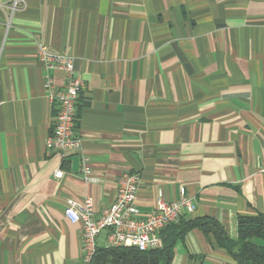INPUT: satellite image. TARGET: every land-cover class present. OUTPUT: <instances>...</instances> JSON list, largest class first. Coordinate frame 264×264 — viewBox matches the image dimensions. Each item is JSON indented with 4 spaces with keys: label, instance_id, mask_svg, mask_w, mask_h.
Segmentation results:
<instances>
[{
    "label": "crops",
    "instance_id": "1",
    "mask_svg": "<svg viewBox=\"0 0 264 264\" xmlns=\"http://www.w3.org/2000/svg\"><path fill=\"white\" fill-rule=\"evenodd\" d=\"M39 43L71 53L84 79L81 148L66 156L45 147L58 107ZM125 173L139 175L142 214L182 186L195 209L181 217L216 219L232 240L241 217L264 214V0H0V264H79L67 200L91 197L98 219ZM232 263L199 228L172 261Z\"/></svg>",
    "mask_w": 264,
    "mask_h": 264
},
{
    "label": "built area",
    "instance_id": "2",
    "mask_svg": "<svg viewBox=\"0 0 264 264\" xmlns=\"http://www.w3.org/2000/svg\"><path fill=\"white\" fill-rule=\"evenodd\" d=\"M38 56L48 71L45 87L48 97L57 103L56 123L45 140L46 149L66 156L68 152L81 148L77 135V102L84 88V79L75 68L74 56L69 52H52L44 43H39ZM64 73V83L57 85L49 71ZM82 179L93 178L87 160L83 159ZM64 171L59 169L55 176L62 178ZM139 175L125 173L119 180L116 199L98 219L93 218V199L89 196L78 201L67 200L64 215L72 223L82 226V256L79 264H91L97 251V237L107 230L106 247L132 246L140 250H154L163 245L160 231L177 222L185 211L193 212L195 207L185 188H180V198L168 200L163 195L156 199L155 208L142 214L137 206Z\"/></svg>",
    "mask_w": 264,
    "mask_h": 264
},
{
    "label": "trees",
    "instance_id": "3",
    "mask_svg": "<svg viewBox=\"0 0 264 264\" xmlns=\"http://www.w3.org/2000/svg\"><path fill=\"white\" fill-rule=\"evenodd\" d=\"M199 228L213 234L220 246L232 255V264H264V245L254 242L264 240V214L244 216L239 219V236L232 240L222 224L211 217L180 218L161 231L163 245L154 250H140L132 246L98 247L91 264H172L175 246L186 233Z\"/></svg>",
    "mask_w": 264,
    "mask_h": 264
},
{
    "label": "water",
    "instance_id": "4",
    "mask_svg": "<svg viewBox=\"0 0 264 264\" xmlns=\"http://www.w3.org/2000/svg\"><path fill=\"white\" fill-rule=\"evenodd\" d=\"M72 160H73V169L75 171H79V169H80V159H79V156H73L72 157Z\"/></svg>",
    "mask_w": 264,
    "mask_h": 264
}]
</instances>
